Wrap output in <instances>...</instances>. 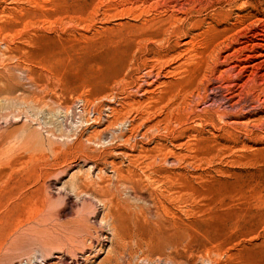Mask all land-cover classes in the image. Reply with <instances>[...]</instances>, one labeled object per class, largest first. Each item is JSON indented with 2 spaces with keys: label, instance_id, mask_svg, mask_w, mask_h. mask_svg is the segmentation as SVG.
I'll return each instance as SVG.
<instances>
[{
  "label": "rangeland",
  "instance_id": "1",
  "mask_svg": "<svg viewBox=\"0 0 264 264\" xmlns=\"http://www.w3.org/2000/svg\"><path fill=\"white\" fill-rule=\"evenodd\" d=\"M0 264H264V0H0Z\"/></svg>",
  "mask_w": 264,
  "mask_h": 264
}]
</instances>
